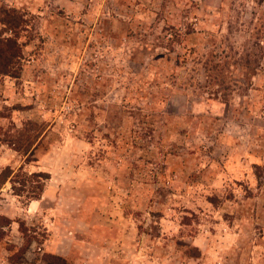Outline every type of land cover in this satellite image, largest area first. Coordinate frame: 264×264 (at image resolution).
I'll return each mask as SVG.
<instances>
[{
	"label": "rangeland",
	"instance_id": "1",
	"mask_svg": "<svg viewBox=\"0 0 264 264\" xmlns=\"http://www.w3.org/2000/svg\"><path fill=\"white\" fill-rule=\"evenodd\" d=\"M0 37V264H264V0H0Z\"/></svg>",
	"mask_w": 264,
	"mask_h": 264
},
{
	"label": "trees",
	"instance_id": "2",
	"mask_svg": "<svg viewBox=\"0 0 264 264\" xmlns=\"http://www.w3.org/2000/svg\"><path fill=\"white\" fill-rule=\"evenodd\" d=\"M5 13V18L2 20V23L7 26L11 31L15 30L19 26V20L17 17L14 15L15 13L13 11H4ZM19 45L17 40L13 38H4L2 39L0 37V76H11L14 78H19V76H14V73H11L9 69H11L12 65H14L18 59H20V52H19ZM32 143L27 144V147H25V153L29 152L30 145ZM4 173H2L0 182L4 183L6 181V178L3 180ZM37 177H41L37 175ZM38 189L42 190V182L38 181ZM34 199H40V194L36 193L35 191V196ZM4 221H8L6 218L3 219ZM2 233V232H1ZM0 233V241L2 240V235ZM50 257L52 260L55 261L57 264H66V262L58 256L54 255H47Z\"/></svg>",
	"mask_w": 264,
	"mask_h": 264
},
{
	"label": "crops",
	"instance_id": "3",
	"mask_svg": "<svg viewBox=\"0 0 264 264\" xmlns=\"http://www.w3.org/2000/svg\"><path fill=\"white\" fill-rule=\"evenodd\" d=\"M61 249H62L61 247L56 249L57 250L56 254L62 255L63 257L68 259L69 260V264H79L78 261L74 259L77 256L73 253V249L71 247L68 249V251H66V250L63 251L64 253H62L60 251Z\"/></svg>",
	"mask_w": 264,
	"mask_h": 264
}]
</instances>
